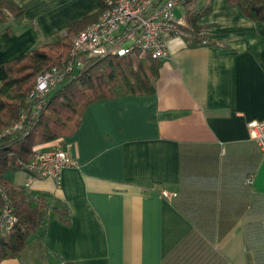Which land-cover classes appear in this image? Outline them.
Returning <instances> with one entry per match:
<instances>
[{
	"label": "crops",
	"instance_id": "0c3cea01",
	"mask_svg": "<svg viewBox=\"0 0 264 264\" xmlns=\"http://www.w3.org/2000/svg\"><path fill=\"white\" fill-rule=\"evenodd\" d=\"M13 1L25 14L0 33V88L3 63L77 18L81 29L93 23L106 0ZM204 6L206 44L190 47L183 31L170 40L152 94L85 108L65 139L75 166L58 183L5 173L30 195L65 202L69 221L50 212L0 264H264V155L247 130L264 120V22L227 0H199L194 10ZM184 13L175 15L185 22Z\"/></svg>",
	"mask_w": 264,
	"mask_h": 264
},
{
	"label": "trees",
	"instance_id": "16d2710c",
	"mask_svg": "<svg viewBox=\"0 0 264 264\" xmlns=\"http://www.w3.org/2000/svg\"><path fill=\"white\" fill-rule=\"evenodd\" d=\"M197 1L182 0L186 26L181 30L184 36L188 34L185 38L190 47L205 45L202 32L205 27L197 22L210 7L194 10ZM227 3L237 7L247 19L264 22V0H227ZM24 14V8L13 0H0V33H11L12 24L22 23ZM83 20L77 18L70 22L44 48L32 49L2 65L6 77L0 88V188L6 199L0 200V213L7 201L17 222L8 234L0 236V263L22 252L28 237L47 226L50 212L63 223L69 221L65 202L47 193L30 195L25 188L9 184L5 173L21 170V164L34 157L37 145L72 137L88 105L123 96L149 95L154 91L160 61L133 55L100 60L80 58L82 67L50 92L46 107L37 118L30 117L33 102L28 95L36 77L44 70L61 66L62 60L70 59L71 43ZM18 122L20 127L11 131Z\"/></svg>",
	"mask_w": 264,
	"mask_h": 264
},
{
	"label": "built area",
	"instance_id": "2783aa9c",
	"mask_svg": "<svg viewBox=\"0 0 264 264\" xmlns=\"http://www.w3.org/2000/svg\"><path fill=\"white\" fill-rule=\"evenodd\" d=\"M176 5L177 0H106L98 19L73 38L70 61L62 62V67L44 70L36 77L28 95L33 102L30 117L37 118L46 107L50 92L82 67L80 58L100 60L137 54L157 61L167 59L168 42L181 35V28L185 26L183 19L175 15ZM203 44L206 41L203 40ZM19 127L20 122L11 131ZM247 130L264 155V120L250 121ZM70 151L71 143L64 139L54 141L52 147L44 151L36 150L30 161L21 164L27 184L45 179L58 183L62 171L75 166ZM247 183H251V179H247ZM1 199H6L2 188ZM16 222L6 201L0 213V236L8 234Z\"/></svg>",
	"mask_w": 264,
	"mask_h": 264
},
{
	"label": "rangeland",
	"instance_id": "374dc122",
	"mask_svg": "<svg viewBox=\"0 0 264 264\" xmlns=\"http://www.w3.org/2000/svg\"><path fill=\"white\" fill-rule=\"evenodd\" d=\"M111 1H114V0H111ZM199 1V0H198ZM197 1V2H198ZM184 8H185V6H183V3H182V0H177V5H176V9H175V13L177 14V15H179V14H181L183 11H184ZM92 24V23H91ZM90 25V24H89ZM86 27H84L83 29H81L80 31H82V30H84ZM80 31H78L77 32V34L80 32ZM63 32V31H62ZM202 32L204 33V30H202ZM60 34H61V32H60ZM76 34V35H77ZM185 34V33H184ZM75 35V36H76ZM55 41V39L53 38V39H51V40H49V42H47V43H52V42H54ZM47 43H45V44H47ZM45 44H43L40 48L42 49V48H44V45ZM70 50H71V47H70ZM70 53V52H69ZM70 55V54H69ZM133 57H136V58H138V59H144L145 57L144 56H140V55H137V54H135V56L133 55ZM78 60H79V58H78ZM70 61V59H65V60H62V62H66V63H68ZM61 62V63H62ZM55 67H62V65L60 66H55ZM59 140V139H58ZM37 149H34V151H36Z\"/></svg>",
	"mask_w": 264,
	"mask_h": 264
}]
</instances>
